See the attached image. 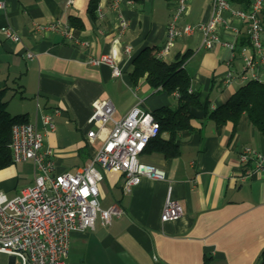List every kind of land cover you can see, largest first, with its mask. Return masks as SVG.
Masks as SVG:
<instances>
[{"label": "crops", "instance_id": "0c3cea01", "mask_svg": "<svg viewBox=\"0 0 264 264\" xmlns=\"http://www.w3.org/2000/svg\"><path fill=\"white\" fill-rule=\"evenodd\" d=\"M72 1L70 4L69 2ZM0 89L12 115H27L44 133V149L51 150L55 172L73 171L90 164L103 144V136L91 140L99 104L111 100L115 120L135 106L153 112L162 107L176 109L179 95L151 86L146 77L132 79L133 60L143 50L156 53L168 40V24L178 0H99L96 13L91 0H0ZM187 12L178 27L208 21L212 0H188ZM234 8L244 4L230 1ZM226 25L219 27L221 39L237 41L235 54L222 44L203 45V34L178 37L166 62L189 52L185 68L192 90L210 100L213 110L253 79L243 78L242 46L251 47L244 23L226 11ZM76 19L72 23V19ZM126 29L122 31L121 22ZM57 23L59 28H50ZM11 27L21 42L1 32ZM237 31L240 33L238 34ZM264 46V30L261 33ZM244 41L245 43H241ZM132 48L130 53L125 47ZM27 52L35 54L33 59ZM253 54V50L249 51ZM114 55L121 75L109 65H92L90 56ZM233 78L227 80L228 74ZM264 81V66L256 69ZM55 116V130L48 129L44 114ZM191 128L174 134L180 153L167 157L148 145L141 160L163 169L165 180L142 178L127 192L122 173L103 172L99 184L100 206L121 209L109 224L100 216L94 229L71 235L67 264H259L264 250V170L246 176L240 154L252 147L264 154V134L243 114L235 125H223L195 110ZM108 129L114 123L110 121ZM160 138L169 141L170 132ZM31 161L0 170V192L9 198L33 184ZM171 190V191H170ZM178 201L183 215L162 221L169 196ZM0 264H22L18 256L0 252Z\"/></svg>", "mask_w": 264, "mask_h": 264}, {"label": "built area", "instance_id": "2783aa9c", "mask_svg": "<svg viewBox=\"0 0 264 264\" xmlns=\"http://www.w3.org/2000/svg\"><path fill=\"white\" fill-rule=\"evenodd\" d=\"M187 2L188 0H178L172 21L168 24L167 43L155 55L162 59L178 37L198 31L203 34L205 48L212 49L215 45L222 44L235 54L238 49L237 41H224L219 33V27L226 25L223 14L229 11L245 24V35L251 44V47L242 46L241 49L244 61L241 76L247 78L251 73L253 79H260L256 69L260 65L264 66V46L261 40L264 30V0H253L247 9L232 7L230 0H212V13L208 21L179 28L178 21L187 12ZM2 6L3 3H0V7ZM126 27V21L122 20V31ZM50 28L56 30L59 25L54 23ZM1 32L7 39L21 42V37L13 28L3 27ZM251 49L253 54L249 53ZM131 50L130 46L125 47L127 53ZM26 57L33 59L35 54L27 52ZM88 62L92 65L111 66L115 76L122 73L115 56L111 54L90 56ZM233 77L229 73L227 80ZM60 113V110H56L54 114H44V125L55 130V116ZM114 113L115 106L111 100L99 104L93 117L96 128L88 133V137L93 141L104 135L102 146L90 164L59 174L55 172L52 151L44 149L45 136L37 124L27 122L13 126V162L18 164L31 161L35 178L33 184L23 188L12 199L0 192V252L20 257L22 264H67L72 233L94 229L98 216L106 225L114 215L121 214L118 206L107 210L100 206L99 184L104 178L103 172L122 173L127 192L144 177L166 179L163 169L141 160L149 143L161 133L160 123L153 113L139 106H135L119 120L114 119ZM110 121L114 123L112 130L107 126ZM240 160L248 177L264 170V154L252 147L243 149ZM182 215L181 204L173 200L169 193L162 221L177 220Z\"/></svg>", "mask_w": 264, "mask_h": 264}, {"label": "trees", "instance_id": "16d2710c", "mask_svg": "<svg viewBox=\"0 0 264 264\" xmlns=\"http://www.w3.org/2000/svg\"><path fill=\"white\" fill-rule=\"evenodd\" d=\"M98 1L91 0L90 12L93 16L96 13ZM230 1L244 4L246 9L253 2V0ZM76 21V19H72V23ZM241 43L245 42L241 41ZM189 55L188 52L183 56H178L173 62H166L149 50H143L133 60L132 79L134 81L146 77L151 86L163 87L168 92H176L179 95V106L176 109L162 107L152 112L160 123V132L165 131L172 134L169 141L162 140L160 135L153 139L149 143H155L153 149L163 152L167 157L177 156L180 150L174 142V134L192 127L191 121L195 117V110L202 111L204 118L212 119L220 125L229 121L236 125L242 115L247 114L250 121L264 134V81L261 79L249 80L225 103L212 110L210 100L203 101L201 94L192 90L191 76L184 66ZM7 90V87L0 89V170L14 164L11 149L13 126L29 122L27 115H12L10 113L8 101L5 99ZM205 264H211V259L207 258ZM259 264H264V250L260 255Z\"/></svg>", "mask_w": 264, "mask_h": 264}, {"label": "rangeland", "instance_id": "374dc122", "mask_svg": "<svg viewBox=\"0 0 264 264\" xmlns=\"http://www.w3.org/2000/svg\"><path fill=\"white\" fill-rule=\"evenodd\" d=\"M55 126H57L56 122H55ZM2 193L4 194V192H2ZM10 197H12V196H10ZM10 197H9V198L7 197V198H8V199H12V198H10Z\"/></svg>", "mask_w": 264, "mask_h": 264}]
</instances>
